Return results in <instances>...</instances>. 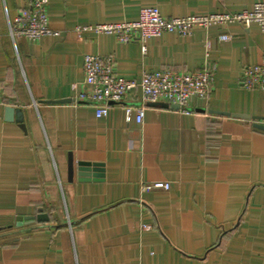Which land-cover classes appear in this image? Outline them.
<instances>
[{
  "label": "crops",
  "instance_id": "0c3cea01",
  "mask_svg": "<svg viewBox=\"0 0 264 264\" xmlns=\"http://www.w3.org/2000/svg\"><path fill=\"white\" fill-rule=\"evenodd\" d=\"M256 3L264 0H50L58 35L14 42L9 24L31 3L0 0V264H264V131L211 112L264 119V91L242 83L246 66L264 65L259 25L164 34L146 54L94 30L137 21L145 7L172 19ZM88 54L111 57L128 80L208 67L214 81L207 98L189 100V114L162 102L147 106L142 124L135 112L127 121L124 106L143 102L133 91L97 118L78 103L91 90ZM7 107L23 122L7 121ZM79 162L103 164V178L80 180ZM157 181L171 189H144ZM42 214L48 222L17 225Z\"/></svg>",
  "mask_w": 264,
  "mask_h": 264
},
{
  "label": "built area",
  "instance_id": "2783aa9c",
  "mask_svg": "<svg viewBox=\"0 0 264 264\" xmlns=\"http://www.w3.org/2000/svg\"><path fill=\"white\" fill-rule=\"evenodd\" d=\"M31 6L23 9L9 24L10 36L14 42L24 38L37 41L46 36H57L51 30L47 15L50 0H30ZM239 25L249 29L251 25H259L264 33V3H256L250 9L238 13H218L195 15L182 18H166L157 7H145L140 10L139 19L134 22L97 25L98 33L117 35L122 42H139L143 54L147 52L146 43L151 38H159L164 34L190 36L196 29L224 28ZM83 27L81 30H87ZM227 34L221 35V42L230 41ZM85 85L90 91L78 97V103L93 106L97 118H105L109 114L110 105H122L125 98L133 91H140L143 102L139 106L125 105L127 121L136 113L137 123L142 124L148 105L168 103L178 105L183 113L187 110L192 97L207 98L214 81V72L205 68L198 72L143 73L139 81L119 77L115 73L114 60L111 57L88 54L84 57ZM243 87L248 90L264 91V65H250L243 69ZM0 97V105L2 104ZM264 125V120L259 122ZM169 191V182L157 181L144 189Z\"/></svg>",
  "mask_w": 264,
  "mask_h": 264
},
{
  "label": "water",
  "instance_id": "95a60500",
  "mask_svg": "<svg viewBox=\"0 0 264 264\" xmlns=\"http://www.w3.org/2000/svg\"><path fill=\"white\" fill-rule=\"evenodd\" d=\"M163 107H169V105H163ZM172 108L179 109L180 107L178 105H173ZM214 114L227 116V117H234V118H242V119H252L254 121H258L255 125L256 128L264 131V125L260 124L259 122L264 120L262 118L258 117H252L249 115H240V114H230L225 112H217V111H211ZM5 117L7 121H13L16 120L17 122H23V112L21 109H16L14 107H7L5 110ZM23 126V125H22ZM24 128V127H23ZM78 166V172L81 176L80 180H90L91 176L95 178L94 180L103 178L104 173V165L100 163H90V162H79L77 164ZM93 172V173H91ZM68 174H69V180L72 182L74 179L75 174V162L72 154H69V160H68ZM38 220L39 222H48L49 217L47 215H39L37 217H18L17 218V225L21 226L24 223L33 222L35 220Z\"/></svg>",
  "mask_w": 264,
  "mask_h": 264
}]
</instances>
